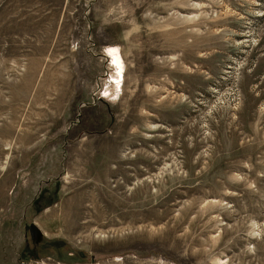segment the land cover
<instances>
[{
    "label": "rangeland",
    "instance_id": "rangeland-1",
    "mask_svg": "<svg viewBox=\"0 0 264 264\" xmlns=\"http://www.w3.org/2000/svg\"><path fill=\"white\" fill-rule=\"evenodd\" d=\"M0 264H264V0H0Z\"/></svg>",
    "mask_w": 264,
    "mask_h": 264
},
{
    "label": "bare ground",
    "instance_id": "bare-ground-1",
    "mask_svg": "<svg viewBox=\"0 0 264 264\" xmlns=\"http://www.w3.org/2000/svg\"><path fill=\"white\" fill-rule=\"evenodd\" d=\"M109 49V48H108ZM112 49H115V48H110L109 50H112ZM116 51L111 53V61L114 65H116V75L113 76V82L116 87V90L118 89L119 85H120V80H121V70H122V67H121V60H120V55H118V52H117V49H115ZM108 55H110L109 52H107ZM108 91V90H107ZM32 229L35 230V227L34 225L32 226ZM36 231V230H35Z\"/></svg>",
    "mask_w": 264,
    "mask_h": 264
},
{
    "label": "snow or ice",
    "instance_id": "snow-or-ice-1",
    "mask_svg": "<svg viewBox=\"0 0 264 264\" xmlns=\"http://www.w3.org/2000/svg\"><path fill=\"white\" fill-rule=\"evenodd\" d=\"M115 51H116L115 49H112V50H109V53L111 54V53H113Z\"/></svg>",
    "mask_w": 264,
    "mask_h": 264
}]
</instances>
